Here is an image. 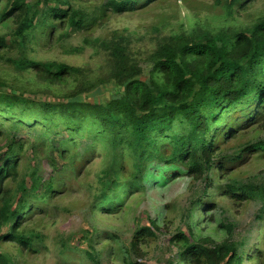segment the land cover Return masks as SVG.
I'll return each instance as SVG.
<instances>
[{
	"label": "trees",
	"instance_id": "obj_1",
	"mask_svg": "<svg viewBox=\"0 0 264 264\" xmlns=\"http://www.w3.org/2000/svg\"><path fill=\"white\" fill-rule=\"evenodd\" d=\"M158 1L0 0V264L46 257L42 223L71 208L63 199L86 195L91 215L113 218L146 183L164 189L180 178L198 191L176 214L177 226L173 203L161 227L132 218L128 246L87 223L57 239L56 264H145L138 262L145 243L164 231L177 250L170 264H264V10L253 11L256 0H211L215 14L203 22L192 17L187 26L175 9L162 11L159 26L168 32L152 25L157 21L140 31L106 27L110 18ZM193 4L173 3L195 14L208 8ZM87 48L104 55L96 72L32 55ZM19 124L40 131L22 137ZM251 203L260 205L254 219L262 238L246 252L227 211L237 216L235 207ZM198 208L215 235L197 229Z\"/></svg>",
	"mask_w": 264,
	"mask_h": 264
},
{
	"label": "rangeland",
	"instance_id": "obj_2",
	"mask_svg": "<svg viewBox=\"0 0 264 264\" xmlns=\"http://www.w3.org/2000/svg\"><path fill=\"white\" fill-rule=\"evenodd\" d=\"M161 1L150 5L147 10L139 11L136 13H126L125 15L112 17L107 21L106 27L108 29H125L128 28L130 30H136V27H139V31L144 28V25L148 26L152 22V25L159 26V16L162 11L170 12V9H175L174 12L177 14V19L185 22V26L188 25L189 20L192 17H198L201 22L204 21L205 17L212 16L214 11L210 9V5L212 4L211 0H187V2L192 6L193 1L197 7L198 1L205 2L208 4V8L197 7L195 11L197 14L193 12V10H188L183 7H175L173 5L176 0H165L168 2L169 6L165 8L161 7ZM253 6V11H262L264 10V0H256ZM180 3V2H179ZM181 5V3L179 4ZM215 14V13H214ZM221 19H218L215 25L219 24ZM236 22L240 24H249L250 18L240 17L236 19ZM150 25V26H152ZM149 26V27H150ZM162 30L168 32L169 28L163 29V26H159ZM112 31V30H111ZM145 32V31H144ZM144 32H141L144 33ZM102 34L101 30H97L94 34L95 37ZM35 48V46H34ZM60 53V54H59ZM52 51L46 52V50L36 49L32 55L35 58L39 59H48L52 56H56L60 62H64L69 65H74L79 68L90 69L96 72L100 65L105 63V58L102 53H99L97 56H94V53L90 48H87L84 52L80 54H70L64 55L65 53L62 51ZM143 68V77H148V72L150 70L149 65H142ZM85 99L90 98V96H84ZM3 116L0 117V124L2 123ZM15 120L17 117H13ZM25 118H28L25 116ZM5 119V118H4ZM10 121H7V124H10ZM20 125V124H19ZM20 136H35L40 131L38 128L31 129L28 125H20ZM264 135V133L258 134V136ZM264 138V136H262ZM86 143H83L85 146ZM44 169V175H48L49 171L47 169L46 163H43L42 166ZM47 173V174H46ZM198 191V186L190 185L188 181L184 178H180L175 182L169 184L164 189H160L156 186L149 185L146 183V191L143 193L133 196L127 203L128 207L126 211L122 210L117 216L113 218H102L98 219L95 215H91L90 207L91 204L89 202L92 201L88 196L81 195L80 197L72 198L71 200H64V203H69L72 206L75 204L74 208H70L65 211L63 208H60L59 211L49 215L45 218V221L42 223L41 229L43 230V235L46 240V243L49 247V252L46 254V257L40 255V259L36 262V264H56L58 259L56 242L57 239L62 238L63 236H67V240L70 236L76 234L82 226H85L87 223L95 225L99 229H109L117 235L116 243L120 246L126 245L128 246L131 241V228L133 227L132 218H136L139 221V224L145 226L148 224V218L156 219L157 225L161 227L163 218L166 215V206L173 203L175 205L173 211L170 213V218L175 223V226L179 224V210H181V215L184 214L189 206V204L193 201L192 196L196 194ZM76 202V203H75ZM86 202L87 206H86ZM85 204V207L80 209H76L78 204ZM260 209L259 204H246L241 208H234L237 211L238 215L235 216L231 211H227V214L230 215L237 221L238 230H237V238H241L247 241V245L244 247V251L248 252L250 247L260 246V238H262V232L259 230V223L255 221V216ZM198 208V211H194L195 223L200 221L201 224L197 227L198 230H202L203 233L214 234V231H210L211 224L207 223L205 218L207 215L206 210ZM97 211H100L98 209ZM99 214V213H97ZM96 214V215H97ZM215 222L219 221V214H215ZM223 220V217H222ZM189 220H187V223ZM194 223V224H195ZM175 226L171 228V232H173ZM208 227V228H206ZM169 235L164 231L163 233H156L155 237L152 238L151 241L145 243V253L143 260H138L139 263L145 264H170L175 253L176 249L170 246L169 243ZM219 238V235L216 236ZM258 243V244H257ZM9 249V250H8ZM171 249V251H169ZM8 250L7 254L12 255L14 258L17 255L14 247L10 246V248H6ZM17 259V258H16ZM20 263H23L24 257L18 258ZM104 260V258H103ZM253 262L252 264H255ZM24 264H26L24 262ZM104 264H123L121 259H116L111 261L104 260ZM243 264H249L247 261H243Z\"/></svg>",
	"mask_w": 264,
	"mask_h": 264
}]
</instances>
